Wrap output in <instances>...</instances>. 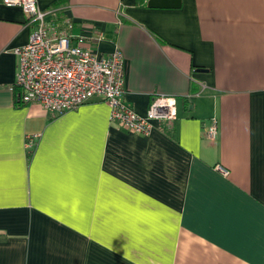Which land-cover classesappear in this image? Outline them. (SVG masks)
I'll return each instance as SVG.
<instances>
[{
  "label": "crops",
  "instance_id": "obj_1",
  "mask_svg": "<svg viewBox=\"0 0 264 264\" xmlns=\"http://www.w3.org/2000/svg\"><path fill=\"white\" fill-rule=\"evenodd\" d=\"M146 1L37 0L99 55L122 50L137 113L175 97L176 119L143 134L99 96L16 99L33 24L0 0V264H264V0Z\"/></svg>",
  "mask_w": 264,
  "mask_h": 264
},
{
  "label": "built area",
  "instance_id": "obj_2",
  "mask_svg": "<svg viewBox=\"0 0 264 264\" xmlns=\"http://www.w3.org/2000/svg\"><path fill=\"white\" fill-rule=\"evenodd\" d=\"M1 1L20 6L33 24L28 41L12 49L17 58L13 88L18 90L19 101L37 102L47 110L62 112L99 96L109 107L110 120L143 134L151 131L154 119H176V100L171 95H153L143 115L124 102L125 60L118 46L105 56L99 55L91 45L82 44L81 36L72 37L69 19L67 27L47 22L45 16L52 10L39 9L37 0ZM217 131L218 122L211 118L206 136L212 139ZM215 167L223 175L228 174L222 165Z\"/></svg>",
  "mask_w": 264,
  "mask_h": 264
},
{
  "label": "water",
  "instance_id": "obj_3",
  "mask_svg": "<svg viewBox=\"0 0 264 264\" xmlns=\"http://www.w3.org/2000/svg\"><path fill=\"white\" fill-rule=\"evenodd\" d=\"M146 4L148 7L177 8L180 6L181 0H147Z\"/></svg>",
  "mask_w": 264,
  "mask_h": 264
},
{
  "label": "trees",
  "instance_id": "obj_4",
  "mask_svg": "<svg viewBox=\"0 0 264 264\" xmlns=\"http://www.w3.org/2000/svg\"><path fill=\"white\" fill-rule=\"evenodd\" d=\"M16 99H18V92H17V96H16Z\"/></svg>",
  "mask_w": 264,
  "mask_h": 264
}]
</instances>
